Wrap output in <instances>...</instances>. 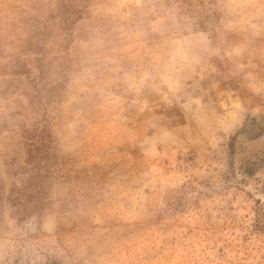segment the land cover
Wrapping results in <instances>:
<instances>
[{"label":"rangeland","instance_id":"rangeland-1","mask_svg":"<svg viewBox=\"0 0 264 264\" xmlns=\"http://www.w3.org/2000/svg\"><path fill=\"white\" fill-rule=\"evenodd\" d=\"M0 264H264V0H0Z\"/></svg>","mask_w":264,"mask_h":264}]
</instances>
